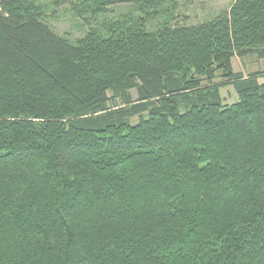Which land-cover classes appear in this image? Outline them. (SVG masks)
<instances>
[{
  "label": "trees",
  "instance_id": "1",
  "mask_svg": "<svg viewBox=\"0 0 264 264\" xmlns=\"http://www.w3.org/2000/svg\"><path fill=\"white\" fill-rule=\"evenodd\" d=\"M68 1L75 41L0 0V264H264V73L233 69L264 0L153 31L169 0Z\"/></svg>",
  "mask_w": 264,
  "mask_h": 264
},
{
  "label": "rangeland",
  "instance_id": "2",
  "mask_svg": "<svg viewBox=\"0 0 264 264\" xmlns=\"http://www.w3.org/2000/svg\"><path fill=\"white\" fill-rule=\"evenodd\" d=\"M46 6L47 21L52 28L60 35L65 36L70 41L82 37L88 28L81 18L77 17L70 10V1L66 0L53 12L50 0H40ZM235 0H169V3L160 11V14L148 22L147 30H156L162 24L170 25L186 24L197 25L213 20L223 12L228 10ZM129 6L118 5L112 8L113 13L106 16H99L95 23L100 24L105 18L115 20L127 12ZM235 72H242L249 75L255 72L264 73V59H258L255 55L246 56L242 59L233 60ZM260 82L264 83V79ZM136 99L137 91H132ZM224 103L232 105L237 102L238 97L233 87L221 90Z\"/></svg>",
  "mask_w": 264,
  "mask_h": 264
}]
</instances>
